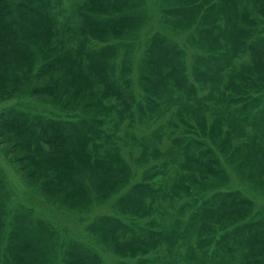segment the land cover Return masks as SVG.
<instances>
[{
  "label": "rangeland",
  "instance_id": "rangeland-1",
  "mask_svg": "<svg viewBox=\"0 0 264 264\" xmlns=\"http://www.w3.org/2000/svg\"><path fill=\"white\" fill-rule=\"evenodd\" d=\"M37 1L23 0V5L45 12L39 33L50 32V42L60 53L55 57L72 50L69 72L76 70L79 79L71 81L64 69L38 78L35 73L45 62L43 55H36L30 64L23 60V110L35 118V137L43 153L49 150L45 132H52L49 123L54 122L66 133L75 127L86 133L85 147L91 156L88 164L87 158L72 153L76 168L71 166L61 180L52 182L54 171L31 175L34 166L23 160L22 175L0 155L10 190L7 198H1L5 216H15L16 221L23 216V233L31 232V244L42 250L36 264H63L74 256L92 264H213L202 262L203 252L191 235L196 231L188 225L191 210L199 208L196 199L200 200L203 187L240 191L252 203L250 220H260L264 229V64L254 56L256 46L253 54V50L241 52L240 47L245 48L241 41L248 36L235 35L237 28L256 27L255 39L260 37L261 43L264 1L243 0L239 5L228 0H123L129 4L125 15L133 19L128 31L124 27L118 34L107 30L94 36L81 32L85 21L99 15L123 16L125 7L99 13L87 8L86 0ZM183 4L185 10L179 13L169 9ZM154 35L165 37L174 55L181 50L175 60L181 74L169 78L166 93L155 95L157 104L149 112V97L158 94L151 86L157 72L151 62L156 58L147 50ZM233 47L234 58L221 71L214 66L213 73H204L207 65L196 61L213 52L225 58ZM62 77L69 82L58 84L54 94L31 91L36 83L52 87L55 78ZM78 85L84 86L78 90ZM231 95L236 101L229 99ZM112 104L125 116L131 112V118L118 111L107 113ZM33 153L37 158L48 154ZM210 159H215L210 165L220 170L214 174L226 176L227 182L215 181L219 177L207 171L204 165ZM69 185L72 188H66ZM136 196L142 197L140 207ZM112 217L132 230L121 237L122 226L108 225ZM216 219L203 221L198 230L215 228ZM9 222L5 219L0 226V240L5 243ZM138 235L148 239L141 248H123L125 242L135 246ZM205 247L215 250L214 244ZM248 253L227 252L216 264H245ZM23 264H30L26 255Z\"/></svg>",
  "mask_w": 264,
  "mask_h": 264
},
{
  "label": "trees",
  "instance_id": "trees-1",
  "mask_svg": "<svg viewBox=\"0 0 264 264\" xmlns=\"http://www.w3.org/2000/svg\"><path fill=\"white\" fill-rule=\"evenodd\" d=\"M43 1L44 0H39L37 2L42 3ZM122 1L123 0H86L87 8L99 13H104L108 10H114L116 8L122 9L123 6L125 9L123 10V16L120 17L116 16V18H113L110 16L108 17V15L104 17L99 15L92 22H90L91 20L85 21L87 23L80 27L81 32L85 34L89 33L94 36L96 34H106L107 30L108 32L111 30L114 34L120 33L118 31H122V28L125 30L128 27L129 21L132 22L133 19L128 14L127 16L125 15L126 10H128L126 8L129 7V4L125 5ZM214 1L216 2V0ZM228 1L234 4L238 3L240 5L243 0ZM185 6V4L176 8L170 6L169 9L172 8L173 11H177L179 13L181 12V9L185 10L183 9ZM27 9L29 11L25 12ZM44 13L45 12L41 11L37 7L32 6V8H30L23 5V0H0V155L5 158L10 165L16 166L17 171H20L22 175L23 160L26 161V164L29 163V165L34 166L35 169L30 171L31 175H39L40 173L50 175L48 170L54 171L55 174L51 180L52 182H55V180H61L60 177L64 175L65 170L70 169L71 166L76 168V160L74 159L72 153L79 157V159H81L82 156L84 159L87 158L88 164H90L88 156L91 155H89V149H86L85 147L88 140L86 133L76 127L73 132L70 131L66 133L65 129L54 124V122L49 123L52 132H45L47 138L44 139V141L49 145V150L46 149L43 153V150L41 151V147L35 137V131L33 128L35 118H30L29 112L23 110V60H28V64H30L36 55H43L45 62L39 66V70L35 73L38 78H40L51 74L56 70L61 72V69H64L66 72H69V63L71 62V57H73L72 50H69L68 48L65 49L60 56L55 57L60 53L56 48L57 45L50 42V32L47 34L48 30L45 31V29H42L39 33L38 28L41 27L44 21H46V15ZM234 14H236V12ZM137 17L138 16L136 15L133 18L135 19ZM126 31L128 30L126 29L125 32ZM256 32V27H246L243 29L237 28L235 30V35H238L240 39L243 38L242 35H245L246 37L248 36V39L245 42L244 40L241 41L245 47H240L241 52H250L253 50L251 51L253 54L254 46H256L257 52H255L254 56L257 61L264 64V39L261 43L260 37L255 39ZM35 40H37L36 43ZM237 42H240V40L237 39ZM31 44H34L33 48L31 47ZM172 49L173 47L170 48V43L166 42L165 37H158L157 35H154L152 38V48L150 46V48L147 49L149 50V55L156 58L151 62L155 65L154 67L157 70L155 73V79L152 80L151 86L152 89L157 90L156 93H158H152V96L149 97V106L151 105L152 107L149 112H151L157 104V96L155 95L166 93L165 89L168 86L167 83L169 82V78H176L178 77V74H181L180 69H178V64L175 62L177 56H179L178 54L181 53V50L177 51L176 55H174L172 53ZM235 49L236 48L233 47V52L225 58H221V54L215 55L213 52L212 55L210 54L206 58L203 56L196 57V61H201L207 65L208 69H206L204 73H213L211 69L214 66L215 70L221 71L226 68L227 64H229V62L232 61V58H234L233 53L235 54ZM32 66L33 65L31 64L30 68H32ZM169 67L171 69L174 68L173 72L168 71L167 68ZM70 77L73 79L71 81L79 79L76 70L70 73ZM250 77L253 76L250 74ZM55 79V84L52 87H46L36 83L34 85L35 88H32L31 91L35 93L47 92L49 94H54L58 88V84H63V82L67 81L69 82L68 79L65 81L64 79L66 78L63 79V77L60 80L57 78ZM87 79V76H84V79H82L84 84H88ZM176 82L178 83V80ZM68 85H64V87L68 88ZM79 85L77 86L78 90L80 88ZM83 86L81 88H83ZM15 94H18V96ZM12 99L15 101L12 102ZM229 99L236 101V96L231 95ZM122 104L123 109L125 110L127 102H123ZM116 106L117 105L112 104L109 111L107 110V113L111 111H118L119 116L131 118V112L127 111L129 116H125L123 114L124 112L122 110H118ZM23 118L28 120L30 119L32 122H28V120L27 122H23ZM92 125L93 124H90L89 126ZM41 126L44 129V126ZM92 127L94 135L99 136L97 128L94 126ZM23 149L27 152L25 155H23ZM34 150L37 152L40 151L41 154H48L37 158V156L33 153ZM70 152L71 154H69ZM214 161L215 159H210L205 165L204 162H201V164L202 166L204 165L207 167V171L209 173L219 177L215 178V181H221L222 183L227 182L226 176H217L214 174L220 173L218 168L215 169L210 165L211 162ZM192 163L194 165V160ZM106 165L109 164L106 163ZM76 175L77 174H75V176ZM108 176L109 180L112 179L110 173ZM63 179H65V181L68 180L65 176ZM65 181H63V185L68 183H65ZM215 181L214 183H216ZM66 188L69 189L72 187L69 185V187ZM201 189L202 190L200 191L202 193L200 195V200L196 199L199 204V208L191 210L193 212L192 219L191 221L188 220V225L191 230L196 231V234H193L191 231V235L195 236V240L193 241L197 242V249L203 252L202 262L216 264L217 262H221V259H223L227 252L231 253L236 250L238 252L246 249L249 251L248 254H250V256L248 259L246 258L243 261L245 264H264V229L260 220H250V213L252 212L251 201L249 200L248 203L247 199L244 198L238 190L222 192L216 190L210 191L209 187H203ZM9 192L10 190L8 188V180H6V172L0 166V226H4L5 219L11 220V222L8 223L10 225V227L8 226V229L10 228V230L8 231L7 243H5L3 239L0 240V261L2 262L3 260V263H0L23 264V255H26V259L29 260L30 264H36L35 261L38 262L40 252H42V250L37 248L36 245L31 244V241L34 240V236L30 234L31 232L28 233L25 230L23 233V216H20V221H16L15 216L8 218L5 216L7 211L5 204L1 201V198H7L9 196ZM69 194L70 193H67V196ZM134 199L136 201L135 204L140 207L142 197L136 196ZM126 201L127 200L121 202L123 206L126 204ZM195 205L197 204L195 203ZM214 216H216V220H218L215 228L207 226L204 230H198L197 227L199 224L205 220L213 218ZM107 222L109 227H123V229H119L121 230V237L126 235V230H132V227L123 223L119 217H112L107 220ZM220 222L221 224L218 227ZM13 237H15V239H13ZM134 240L137 241V244H135L136 247L129 245V242H125L123 248L133 251L139 246V248H141V245L148 239L144 236L138 235L134 238ZM206 244H214L215 250L208 252V248L205 247ZM212 251L215 253L213 254ZM211 253L213 254L212 256ZM215 255H217V257H215ZM63 264L92 263L87 262L83 257L79 256V258H77L74 256V258L64 261Z\"/></svg>",
  "mask_w": 264,
  "mask_h": 264
}]
</instances>
